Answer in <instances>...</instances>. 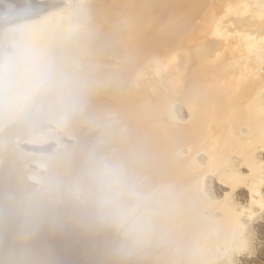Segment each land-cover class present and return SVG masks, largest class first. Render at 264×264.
I'll return each mask as SVG.
<instances>
[{
  "label": "bare ground",
  "instance_id": "bare-ground-1",
  "mask_svg": "<svg viewBox=\"0 0 264 264\" xmlns=\"http://www.w3.org/2000/svg\"><path fill=\"white\" fill-rule=\"evenodd\" d=\"M36 1L0 0V50L35 46L68 88L0 114V264L253 258L264 0Z\"/></svg>",
  "mask_w": 264,
  "mask_h": 264
},
{
  "label": "clouds",
  "instance_id": "clouds-1",
  "mask_svg": "<svg viewBox=\"0 0 264 264\" xmlns=\"http://www.w3.org/2000/svg\"><path fill=\"white\" fill-rule=\"evenodd\" d=\"M66 80L52 59L29 44L0 50V114H28L65 97Z\"/></svg>",
  "mask_w": 264,
  "mask_h": 264
},
{
  "label": "rangeland",
  "instance_id": "rangeland-1",
  "mask_svg": "<svg viewBox=\"0 0 264 264\" xmlns=\"http://www.w3.org/2000/svg\"><path fill=\"white\" fill-rule=\"evenodd\" d=\"M7 1L12 2L17 7L23 5V0H7ZM31 1L35 3L36 0H31ZM36 4L43 5V6H47V3L46 2H38ZM3 10H4V6L2 4H0V11H3ZM2 26L3 25H0V27H2ZM216 191L219 193L220 192V189L218 187H216ZM263 226H264V224L262 223V226L259 225L258 228H257V230H258V241H257V251H256L255 256L253 258H251L252 260L251 259L243 260V264H249V263L264 264V230H263L264 227ZM259 232H260L261 235L259 234ZM260 236H261V238H260ZM259 248H261V249H259ZM259 260H260V262H259Z\"/></svg>",
  "mask_w": 264,
  "mask_h": 264
},
{
  "label": "built area",
  "instance_id": "built-area-1",
  "mask_svg": "<svg viewBox=\"0 0 264 264\" xmlns=\"http://www.w3.org/2000/svg\"><path fill=\"white\" fill-rule=\"evenodd\" d=\"M3 18H4V15L1 16V19H3ZM0 25H1V24H0Z\"/></svg>",
  "mask_w": 264,
  "mask_h": 264
}]
</instances>
